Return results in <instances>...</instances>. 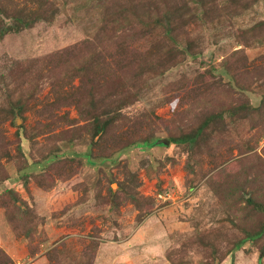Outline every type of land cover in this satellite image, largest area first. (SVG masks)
I'll return each mask as SVG.
<instances>
[{
  "label": "rangeland",
  "instance_id": "1",
  "mask_svg": "<svg viewBox=\"0 0 264 264\" xmlns=\"http://www.w3.org/2000/svg\"><path fill=\"white\" fill-rule=\"evenodd\" d=\"M48 1L46 20L0 39V264H264V236L236 246L264 223L247 203L264 204V118L226 115L192 160L158 143L261 106L264 0ZM38 7L0 0V28ZM167 15L173 40L154 26ZM91 54L103 68L80 77ZM95 98L125 107L92 147L74 102Z\"/></svg>",
  "mask_w": 264,
  "mask_h": 264
},
{
  "label": "trees",
  "instance_id": "2",
  "mask_svg": "<svg viewBox=\"0 0 264 264\" xmlns=\"http://www.w3.org/2000/svg\"><path fill=\"white\" fill-rule=\"evenodd\" d=\"M37 2L39 4L38 10H35L32 12L29 11L27 13L26 12L23 13V11H21L19 12L18 15H15V14L12 15L11 18L13 19L14 24L8 25L7 27L5 25L0 28V39L9 33H12V32L18 33L22 30L31 28L36 22L46 20L47 19L45 16L46 11L44 10V8L46 7V5H49V6H52V5L48 0H37ZM2 13L4 12L2 11ZM126 21L128 22V24H131V22L128 19H126ZM113 22L114 21L110 19L106 20L108 27H111V26L113 27V25L115 24H120L118 22H115V23ZM138 24H141L145 27L152 26V24L151 23L149 24L147 20H141V22H139ZM120 25L123 27L121 30L122 31L121 33H124L125 32L124 30L126 29L127 30L131 29L130 28L131 25L129 27H124L126 24H120ZM157 25L164 27L166 30L165 35L173 40L174 30L171 27V18L168 15L165 16L163 20L158 21L157 24H155L154 26H157ZM105 31L106 29L104 30V32ZM117 31H118L117 29L113 28L112 33L110 35L114 37ZM84 44L86 45V43ZM119 48H121V50L124 51L127 47H126V44L123 43L119 46ZM175 51H178V50L171 48L168 50V54L172 55L175 53ZM183 52L186 55L193 56L190 49L183 50ZM91 56H93V58L92 57L88 59L83 58V61H82L83 64L77 70V73L80 74V77L83 75H84L83 77H86L88 73L95 70L96 68H100L104 64V63L102 64L96 63L95 57L97 58V54H95V56L94 54H91ZM129 63L132 64L133 62L130 61ZM106 67L109 68L111 71H113V69L110 66H106ZM101 68H103V66ZM142 69H146V66L145 67L143 66ZM143 74H141V76ZM107 99L109 98H103L101 101H99V103H97L95 102L96 101V98H95V100L91 104L85 107L87 110L84 108L83 104L80 103V101H77V103L74 102L76 107L80 109L83 115V119L86 120V122H88L87 124L89 125V131L92 133L91 134V146L92 147L99 145L101 141L105 137L108 136V134L110 133V130L118 126L119 121L123 116L122 109L125 107V103L120 102L117 105L113 106L107 103ZM262 99L263 100L259 108H255L250 105H241V106H238L236 108L229 110L228 113L227 112L225 113V110L221 112H217V113H214V112L208 113L204 115V117L201 118L202 120H200L198 124L196 125L192 124L190 126H187L179 137H176V138L171 137L169 139V142L172 144L178 145V146L185 147L189 152H191L189 154V157L192 160L195 155L194 150L196 148L200 149L201 144H203L204 141H206L209 136L211 137L210 131L218 130L220 128V125L224 122L226 115H230L231 117H237L244 110L247 112V114H250V116L251 115L253 116L254 114H258L261 118H264V97ZM26 110H27V106L25 104H23L22 102H17L9 106V108L6 110V114H7V117H13V116L15 117L17 115H23L26 112ZM94 137H99L98 142L94 140ZM72 141L73 140H70L69 142H72ZM156 141L157 140L152 141V142L144 141L143 143H139L138 145L155 146ZM127 146L128 145L124 147H127ZM113 156H114V153L110 154L109 156L100 155L98 158L103 159V160H110L111 157ZM92 157L93 156H91L90 154L88 156L86 155V158L88 160H91ZM247 203L252 205L254 209L264 212V204L255 202L253 198H249L247 200ZM262 236H264V223L260 226V229L258 231L254 233L246 232V237L244 238V240L240 241L236 246L238 249H240L243 243H245L246 241H249V242L256 241Z\"/></svg>",
  "mask_w": 264,
  "mask_h": 264
},
{
  "label": "water",
  "instance_id": "3",
  "mask_svg": "<svg viewBox=\"0 0 264 264\" xmlns=\"http://www.w3.org/2000/svg\"><path fill=\"white\" fill-rule=\"evenodd\" d=\"M158 143L164 144L165 146H168L170 144L169 141L166 140L158 141Z\"/></svg>",
  "mask_w": 264,
  "mask_h": 264
}]
</instances>
